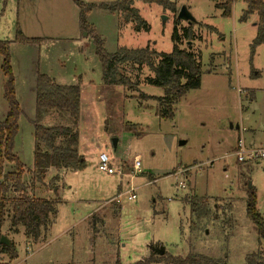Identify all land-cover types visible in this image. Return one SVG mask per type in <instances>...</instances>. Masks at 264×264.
<instances>
[{
	"label": "rangeland",
	"instance_id": "obj_1",
	"mask_svg": "<svg viewBox=\"0 0 264 264\" xmlns=\"http://www.w3.org/2000/svg\"><path fill=\"white\" fill-rule=\"evenodd\" d=\"M81 1L94 5L86 15L91 32L80 28L73 0H0V41L8 42L21 108L13 151L25 167V193L54 200L56 209L47 230L33 241L22 232L11 233L6 217L2 233L15 243L17 258L0 256V264H131L148 258L153 261L142 264H170L167 256L191 253L245 264L247 254L262 248L246 201L253 192L264 215V161L239 162L233 148L239 139L247 147L264 145V43L251 50L257 14L240 20L244 0L232 3L229 16L215 0H168L174 11L134 0L149 26L134 30L117 12L98 7L115 0ZM181 8L193 22L177 17ZM188 27L190 39L182 35ZM175 28L178 47L199 56L201 76L199 87L173 101L171 116L160 115L155 97L164 91L146 83L153 73L145 65L123 69L135 84L131 89L103 87L98 40L109 53L146 46L169 53ZM38 73L58 84L79 82L102 90L83 104L77 122L85 168H50L42 181L33 173ZM3 81L0 73V114L6 108ZM45 117V125H72L68 116L54 111ZM102 151L122 167L123 176L98 170ZM135 156L139 172L131 166ZM10 170L6 163L5 171ZM57 184L62 186L58 196ZM131 187L134 200L128 199ZM19 194H7V209ZM201 201L206 204L199 208Z\"/></svg>",
	"mask_w": 264,
	"mask_h": 264
},
{
	"label": "trees",
	"instance_id": "obj_2",
	"mask_svg": "<svg viewBox=\"0 0 264 264\" xmlns=\"http://www.w3.org/2000/svg\"><path fill=\"white\" fill-rule=\"evenodd\" d=\"M79 7L80 28L84 31H92L86 22L87 13L94 7L92 3H83L81 0H73ZM147 3H157L163 8L175 10L173 2L168 0H145ZM216 1V6L222 9L224 16L231 13L232 3L236 0ZM134 0H115L111 3H101L99 8L118 12L123 22H132L134 30H148L149 26L142 19L138 10L133 7ZM246 7L240 17L246 21L248 16L257 14L256 36L252 41L251 50L264 43V0H244ZM210 30H215L208 26ZM20 33V32H19ZM184 37L190 39L192 30L188 27L184 30ZM21 36V35H19ZM173 47L171 52H158L148 46L143 48L119 47L116 51L109 53L105 51L101 41L96 45V55L101 64L102 81L107 86H121L132 88L134 82L123 72L126 66L139 68L147 66L153 73L148 76L146 83L163 88V95L155 97L161 108V116H171L173 101L180 98L187 90L194 89L200 85L201 67L199 56L191 49L179 48L176 44L180 36L174 29L172 33ZM0 73L4 76L3 100L6 108L0 114V237L2 227L9 218L11 233L23 230L28 241L37 240L48 228L49 218L55 213L54 200L44 198H32L25 193L22 181L24 164L14 153V138L18 132V118L21 108L15 97L14 77L10 65L8 42L0 41ZM81 109V86L75 84H58L44 73H38L35 81V115L32 120L34 127V150H33V173L37 181H42L50 168L82 170L86 161L79 146L78 118ZM51 111L59 116H68L72 125L55 124L45 125L42 123L45 115ZM130 129L129 126H127ZM11 164L13 170L5 171V164ZM58 177L55 176L54 179ZM61 184H57L53 191L58 196ZM13 191L20 196L12 198L11 208L7 209V194ZM202 208L205 201L197 203ZM193 208L192 210L196 209ZM246 212L253 222L257 231L258 239L262 248L256 252L246 255L245 264H264V215L256 208L255 194L250 192L246 201ZM208 213V211H206ZM0 254L11 261L17 257V252L12 240L10 245L0 243ZM165 260L170 264H226L221 259L209 257L204 254H188L185 257L167 256ZM152 258L146 261H138L131 264H142L152 262ZM114 264H121L118 260Z\"/></svg>",
	"mask_w": 264,
	"mask_h": 264
},
{
	"label": "built area",
	"instance_id": "obj_3",
	"mask_svg": "<svg viewBox=\"0 0 264 264\" xmlns=\"http://www.w3.org/2000/svg\"><path fill=\"white\" fill-rule=\"evenodd\" d=\"M235 154L237 161L239 162H259L264 161V145L259 147H253V146H245L242 139H239L236 142L235 146ZM131 166L133 169V172H139L140 171V157L135 156L131 162ZM98 170L107 173V174H116L120 177L123 176V169L119 165L117 166L114 164L111 160V157L108 153L102 151L98 154V163H97ZM132 178V176H131ZM129 200L136 199L135 189L130 188ZM118 201V200H117Z\"/></svg>",
	"mask_w": 264,
	"mask_h": 264
},
{
	"label": "crops",
	"instance_id": "obj_4",
	"mask_svg": "<svg viewBox=\"0 0 264 264\" xmlns=\"http://www.w3.org/2000/svg\"><path fill=\"white\" fill-rule=\"evenodd\" d=\"M133 7H135L134 6V4H133ZM118 13V12H117ZM118 16H119V13H118ZM124 23V25L125 24H131L132 26H133V23L132 22H123ZM134 27V26H133ZM50 77V76H49ZM52 78V77H51ZM53 80H54V78H52ZM55 81V80H54ZM103 82V81H102ZM75 83H78V82H75ZM75 83H70V84H75ZM90 87V88H89ZM103 87L104 88H106V89H108V88H110V87H112V86H107V85H104L103 84ZM94 88L95 87H92V86H88V85H82L81 86V109H80V111L82 110V107H83V104L85 103H87L88 105L90 104V101L92 102L93 101V98L95 97V96H97V97H100V93L102 92V90H100L99 92L97 91V92H94ZM87 90H93L92 92L93 93H91V92H89V93H87L86 91ZM105 90V89H104ZM87 93V94H86ZM89 94V97L87 96ZM96 94V95H95ZM45 118H47V117H45ZM236 146V145H235ZM234 149V151H235V147L233 148ZM19 232H22L23 233V230L20 228L19 229ZM14 234H17V233H14ZM9 239V238H8ZM9 240H12V239H9ZM13 241V240H12ZM14 243V242H13ZM14 246H15V243H14ZM15 250H16V246H15ZM17 252V251H16ZM5 256V254H0V256ZM17 258V257H16Z\"/></svg>",
	"mask_w": 264,
	"mask_h": 264
},
{
	"label": "water",
	"instance_id": "obj_5",
	"mask_svg": "<svg viewBox=\"0 0 264 264\" xmlns=\"http://www.w3.org/2000/svg\"><path fill=\"white\" fill-rule=\"evenodd\" d=\"M177 17L186 19L189 23L193 22L192 16L189 14V12L185 8H181L179 10V12L177 14ZM115 143H116V138L113 139V144H115ZM180 143L182 144V143H184V141H180ZM0 243L9 246L10 245V240L5 235H2L0 237ZM158 252H159L160 255H163L165 250H164L163 247H160Z\"/></svg>",
	"mask_w": 264,
	"mask_h": 264
}]
</instances>
